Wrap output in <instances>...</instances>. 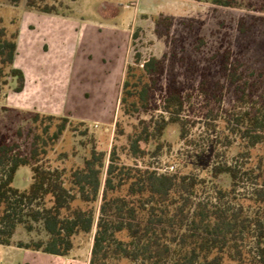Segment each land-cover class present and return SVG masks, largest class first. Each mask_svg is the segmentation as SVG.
<instances>
[{
    "label": "trees",
    "instance_id": "trees-1",
    "mask_svg": "<svg viewBox=\"0 0 264 264\" xmlns=\"http://www.w3.org/2000/svg\"><path fill=\"white\" fill-rule=\"evenodd\" d=\"M213 4L232 6L231 0H213ZM26 7L46 14L71 13L61 0H26ZM171 21L169 16L156 19L157 24L166 26ZM179 22L189 31H197L201 25V21ZM17 37L18 30L6 36L0 28V65L9 66L3 75L15 79L14 92H20L25 84L23 71L13 66ZM179 44L183 48L182 39ZM163 66V60L155 57L139 66L137 55L127 65L119 99L122 116L149 110L151 91ZM2 83L6 84V79ZM163 92L161 113L140 119L129 132L120 129L116 133L125 138L123 149L132 159L144 157L150 142L155 144L152 156H156L166 145L162 136L169 124L179 127L181 139L186 136L182 94L170 86ZM20 113L31 117L27 129L15 131L23 143L10 140L7 131L0 132V245L13 243L18 226L30 233L39 223L45 239L14 244L67 256L75 247V238L94 229L88 264H264V154L258 157L257 166L248 169L216 162L206 178L127 165L120 161L114 143L106 166L105 153L91 148L80 166L68 171L50 169L42 163L43 154L72 120L37 111ZM233 126L246 146L264 143V114L237 113ZM22 166L31 171L25 189L13 185ZM223 174L230 179L229 187L217 182ZM247 179L252 180L250 191L239 193L240 184Z\"/></svg>",
    "mask_w": 264,
    "mask_h": 264
},
{
    "label": "rangeland",
    "instance_id": "rangeland-1",
    "mask_svg": "<svg viewBox=\"0 0 264 264\" xmlns=\"http://www.w3.org/2000/svg\"><path fill=\"white\" fill-rule=\"evenodd\" d=\"M61 1L69 6L70 14L31 10L26 7V0H0V28L6 36L19 31L20 22L27 25L28 34H33L36 39L47 33L60 36L66 29L61 26L64 21L71 22L69 29L74 33L75 28L86 25L100 26L104 30L102 33L95 31L87 42L83 40L94 53L91 63L97 67L90 79H83L82 83L75 85L72 57L64 56L59 60L61 64L56 72L58 95L66 94L69 88L72 114L84 121L69 117L65 112L72 121L43 154L45 166L68 171L80 166L91 148L105 153L106 166L114 143L123 163L155 168L161 173H196L209 178V169L216 162L237 164L242 169L257 166L258 157L264 154V143L246 146L233 131V118L245 111L257 112L260 116L264 114V0H231L232 6L216 5L213 0H138V8L133 5L134 0ZM160 15L169 16L171 25L157 24ZM179 20L187 23L201 21V25L197 31H189ZM109 26L123 30L126 40L131 32L130 43L125 46L123 37L104 42V32ZM181 39L184 49L179 44ZM72 41L71 47L82 52L84 43ZM39 42L41 44L42 40ZM198 43L199 48H196ZM124 47L131 63L136 55L139 66L151 57L164 62L162 73L151 91L149 110L131 116H122L119 110L122 67H112ZM26 50L39 57L49 52L50 47L45 43L42 51H38L40 46L28 45L26 36L22 35L14 67L23 65ZM0 68V132L7 131L10 140L18 139L23 143V137L17 138L15 131L27 129L31 117L20 112L34 110L22 106L20 94L13 90L15 79L3 75L9 71V66L0 65ZM4 79L6 84L2 83ZM169 86L179 90L184 98L181 116L186 122L185 138H180L176 124H169L162 136L166 145L156 156H152L155 144L150 142L144 157L132 159L123 149L125 138L116 136L117 131L125 129L129 132L140 119L149 120L151 115L161 113L163 90ZM30 177V168L22 166L15 174L13 185L25 189ZM105 177L104 168L102 187ZM251 181L243 180L239 193L247 194ZM217 182L223 187L230 185L225 174L220 175ZM98 203L99 200L94 204L96 216ZM93 233L94 229L75 238V247L68 256L72 264L89 260ZM45 238L46 233L38 223L30 233L18 226L13 242ZM5 249L8 248L0 245V264H22L25 261L28 264H55L65 259V256L57 258V255L44 252L36 254L22 250L17 254ZM121 264L128 263L123 261Z\"/></svg>",
    "mask_w": 264,
    "mask_h": 264
},
{
    "label": "crops",
    "instance_id": "crops-1",
    "mask_svg": "<svg viewBox=\"0 0 264 264\" xmlns=\"http://www.w3.org/2000/svg\"><path fill=\"white\" fill-rule=\"evenodd\" d=\"M133 3H134L133 5H135L136 8H138L139 5L138 0H134ZM61 26L66 27V29L65 28L63 29L62 34L60 36H56L53 33H47L45 36L43 35L41 39H36L33 34L32 35L28 34L30 30L28 29L27 25L25 26L20 22L18 37H17L16 53L17 51H19V45H20V41H22V35L26 36L28 45L36 44V47L37 45H39L40 50L38 51H42V46H44L45 43L48 44V46L50 47L49 52H44L43 56L40 55L39 57L30 53V51L28 50L25 51L27 55L25 57L23 65L17 67L23 71L25 77L24 87L20 92H18L20 94V102L22 106H26V107L28 106L29 108H32L34 111L37 112L54 114V115H65L66 112L69 113V117L71 116L74 119L84 121L83 119H80L72 114V110L70 109L72 108V106L69 103V100L71 98V92L69 88L66 90V94L64 93L62 96L59 97L57 92L56 72L61 64V63L59 64V60H63L64 56L67 58L72 57L73 66H74L73 73L75 74V82H76L75 85H77L78 82L82 83L83 79H85V81L87 79H90V76L94 74L93 71H96L97 67H93L92 65L91 61L93 59L94 53L92 52V50H90V48L85 46L86 43H84V41L87 42L89 41V39L93 38L95 31L97 33H102L104 30L100 28V26L86 25V26H78L77 28H75L76 33H74L69 29L71 27L70 21H64L61 24ZM104 34H105V37L103 38L104 42L108 39L116 40L117 38L123 37V40L126 43L125 46L127 45V43L128 44L130 43L131 32L127 35L128 36L127 40L123 30L119 31L118 29H115V27L113 26H109L108 29L106 28ZM27 35L29 36L27 37ZM40 40H42L41 44L39 42ZM72 40L78 42L82 41L80 43H84L85 48L82 49L83 50L82 52H77L75 48L73 49L71 47L73 42ZM64 47H66L67 49L66 53ZM15 57L13 63L16 60ZM85 57L88 58V60H85L84 59ZM79 60L81 61L78 62ZM129 63H131V58L127 56L126 48L124 47L119 52V56L116 59L115 65L112 66L113 68L115 66H117V68L122 67V72L120 74L121 87L125 76V70ZM60 98L62 99L61 105H60L61 102ZM61 109H63V112H60ZM1 246H4V248H8L5 249L6 252H9L7 250H13L17 254L23 252L22 250H24V252L32 251L36 254L40 252V251H34V250L18 247L14 244V242L11 245H1ZM68 256L70 255L65 256V259L62 262H55V264H72L71 263L72 261L69 259ZM59 257L61 256L57 255V258ZM88 262L89 260H87V262H84L82 264H88ZM22 264H28V262L25 261Z\"/></svg>",
    "mask_w": 264,
    "mask_h": 264
}]
</instances>
